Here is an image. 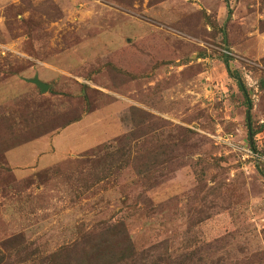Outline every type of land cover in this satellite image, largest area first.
<instances>
[{
	"label": "rangeland",
	"instance_id": "obj_1",
	"mask_svg": "<svg viewBox=\"0 0 264 264\" xmlns=\"http://www.w3.org/2000/svg\"><path fill=\"white\" fill-rule=\"evenodd\" d=\"M118 224L127 264H264V0H0V264Z\"/></svg>",
	"mask_w": 264,
	"mask_h": 264
},
{
	"label": "trees",
	"instance_id": "obj_2",
	"mask_svg": "<svg viewBox=\"0 0 264 264\" xmlns=\"http://www.w3.org/2000/svg\"><path fill=\"white\" fill-rule=\"evenodd\" d=\"M242 89L241 84H238ZM105 147H96L92 150L86 151L84 156L93 157L99 151H103ZM103 240L97 242L94 246L79 249V246L73 247L69 252L71 256H75L79 264H127L135 255L133 246L129 240L126 230L122 224L108 225L104 233L101 235ZM109 238V240L107 239ZM103 243V244H100ZM170 262V264H182Z\"/></svg>",
	"mask_w": 264,
	"mask_h": 264
},
{
	"label": "crops",
	"instance_id": "obj_3",
	"mask_svg": "<svg viewBox=\"0 0 264 264\" xmlns=\"http://www.w3.org/2000/svg\"><path fill=\"white\" fill-rule=\"evenodd\" d=\"M87 117H83V119H80L79 121L63 129L60 134L52 137L51 142H49V144L47 143L46 146H43L46 144L43 142L44 139L40 138L9 150L8 152H6L5 156L10 167L14 168V170L16 171L17 168H21V166L28 167L29 165L36 164L39 165L40 168H46L48 166H51V164L56 163L58 161V153H62L63 151V149L61 148V142L65 138L66 132H68V130L73 127L80 126ZM92 145H94V143ZM92 145L90 147H92ZM52 148H54V151L52 150ZM71 148H66L64 154H70V151H72Z\"/></svg>",
	"mask_w": 264,
	"mask_h": 264
},
{
	"label": "water",
	"instance_id": "obj_4",
	"mask_svg": "<svg viewBox=\"0 0 264 264\" xmlns=\"http://www.w3.org/2000/svg\"><path fill=\"white\" fill-rule=\"evenodd\" d=\"M29 83L35 85L42 93H45L48 91L49 86L45 83L41 82L37 76H35L33 79L27 80Z\"/></svg>",
	"mask_w": 264,
	"mask_h": 264
},
{
	"label": "built area",
	"instance_id": "obj_5",
	"mask_svg": "<svg viewBox=\"0 0 264 264\" xmlns=\"http://www.w3.org/2000/svg\"><path fill=\"white\" fill-rule=\"evenodd\" d=\"M247 151L250 153V155H251L252 157H258V155L255 154V153H253V151H249V150H247Z\"/></svg>",
	"mask_w": 264,
	"mask_h": 264
}]
</instances>
